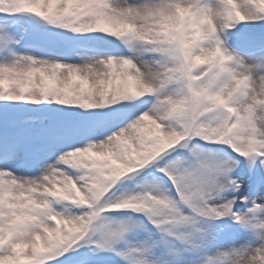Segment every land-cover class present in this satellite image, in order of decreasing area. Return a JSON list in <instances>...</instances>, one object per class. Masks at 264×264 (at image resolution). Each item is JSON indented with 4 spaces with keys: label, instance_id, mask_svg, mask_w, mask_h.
Here are the masks:
<instances>
[{
    "label": "snow or ice",
    "instance_id": "snow-or-ice-1",
    "mask_svg": "<svg viewBox=\"0 0 264 264\" xmlns=\"http://www.w3.org/2000/svg\"><path fill=\"white\" fill-rule=\"evenodd\" d=\"M243 3L226 29L264 19V0ZM231 62L202 0H0V264H228L222 250L250 249L264 134L224 98ZM166 91L183 99L157 118ZM224 219L247 237L222 239Z\"/></svg>",
    "mask_w": 264,
    "mask_h": 264
},
{
    "label": "clouds",
    "instance_id": "clouds-1",
    "mask_svg": "<svg viewBox=\"0 0 264 264\" xmlns=\"http://www.w3.org/2000/svg\"><path fill=\"white\" fill-rule=\"evenodd\" d=\"M117 6H121L124 0H115ZM187 4L195 3V0H186ZM203 6L207 8V18L211 25L215 27L216 33L223 41L225 50L231 57L230 68L234 73V78L229 79L223 86L224 98L227 99L236 95L238 107L242 112L251 109L252 123L256 130L264 134V61L253 56L241 54L240 52L230 49L227 46L228 36L225 30L228 25L226 16L231 13L237 15V10L243 9V0H202ZM143 23V21H137ZM211 48L216 46L209 45ZM97 70H101L99 64L95 65ZM145 82L153 87H159L160 76L163 69L155 65L144 63L141 65ZM237 81L243 82L246 88L243 92L237 94ZM183 97L175 92H164L162 96L157 97L159 111L153 114L157 118L167 117L171 104H179ZM243 218L244 213H241ZM229 253L228 264H264V234H261L257 242L250 249L245 247V242L234 245L229 249L222 250Z\"/></svg>",
    "mask_w": 264,
    "mask_h": 264
},
{
    "label": "rangeland",
    "instance_id": "rangeland-1",
    "mask_svg": "<svg viewBox=\"0 0 264 264\" xmlns=\"http://www.w3.org/2000/svg\"><path fill=\"white\" fill-rule=\"evenodd\" d=\"M225 34L228 36L227 46L230 49L253 57L264 55V19L238 23L226 29ZM220 223L227 227V231L221 234L222 239L233 232L238 233L242 240L247 237V232L231 219H224Z\"/></svg>",
    "mask_w": 264,
    "mask_h": 264
}]
</instances>
